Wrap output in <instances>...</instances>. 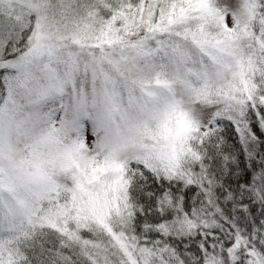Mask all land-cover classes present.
Listing matches in <instances>:
<instances>
[{"label":"snow or ice","instance_id":"1","mask_svg":"<svg viewBox=\"0 0 264 264\" xmlns=\"http://www.w3.org/2000/svg\"><path fill=\"white\" fill-rule=\"evenodd\" d=\"M0 264H264V0H0Z\"/></svg>","mask_w":264,"mask_h":264},{"label":"trees","instance_id":"2","mask_svg":"<svg viewBox=\"0 0 264 264\" xmlns=\"http://www.w3.org/2000/svg\"><path fill=\"white\" fill-rule=\"evenodd\" d=\"M234 139V137H232Z\"/></svg>","mask_w":264,"mask_h":264}]
</instances>
